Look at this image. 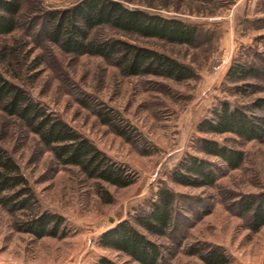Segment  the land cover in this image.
<instances>
[{
	"label": "rangeland",
	"instance_id": "374dc122",
	"mask_svg": "<svg viewBox=\"0 0 264 264\" xmlns=\"http://www.w3.org/2000/svg\"><path fill=\"white\" fill-rule=\"evenodd\" d=\"M75 1L23 0L17 26L0 35V74L123 165L134 182L115 186L57 163L36 135L0 108V146L19 165L33 191L32 211L64 218L62 234L37 238L13 225L26 217L25 212L0 204V264H96L102 256L116 264H137L99 243L101 234L122 220L160 246L161 264H204L190 251L214 247L227 255L226 264H264V226L251 230L248 213L239 208L241 201L264 194V140L245 141L230 133L198 129L223 101L244 107L255 97H264V73L245 80L227 76L236 62L264 71V0H121L129 7L197 25L193 45L107 25L92 31L93 37L146 46L189 65L194 76L180 81L127 75L102 57L65 53L48 41L44 29L49 14ZM99 113L127 136L103 123ZM201 138L241 149L242 164L229 169L206 155ZM186 155L212 163L216 176L212 186H184L171 180V171ZM161 187L174 193L173 225L164 235H154L135 217L148 211Z\"/></svg>",
	"mask_w": 264,
	"mask_h": 264
},
{
	"label": "trees",
	"instance_id": "16d2710c",
	"mask_svg": "<svg viewBox=\"0 0 264 264\" xmlns=\"http://www.w3.org/2000/svg\"><path fill=\"white\" fill-rule=\"evenodd\" d=\"M23 0H0V35L12 32ZM107 25L124 33L157 38L169 43L193 45L199 35L197 25L176 17L129 7L121 0H77L68 7L49 14L44 29L45 38L69 54H86L111 61L127 75H152L180 81L194 76V70L175 58L152 48L136 45L118 38H96L92 31ZM263 70L239 62L227 70L232 79L245 80L261 76ZM0 108L17 118L53 155L57 163L75 166L87 176L111 185L124 187L134 177L123 165L108 158L87 138L81 136L65 121L50 114L35 102L20 86L0 74ZM103 123L113 126L122 136L125 130L115 126L105 113H99ZM198 129L212 134L230 133L249 140H264V97H255L249 106L221 102L204 118ZM201 151L218 158L229 169L238 168L244 159L241 149L227 146L216 139L201 138ZM171 180L184 186H212L216 176L212 163L194 155L182 157L170 174ZM35 197L16 161L0 146V204L8 210H22L24 219L14 227L37 238L62 234L63 216L48 211L33 210ZM174 193L167 187L156 191L148 211L135 217L145 231L164 235L173 225ZM241 211L248 213V226L257 231L264 226V194L240 202ZM99 243L130 257L137 264H161L160 246L146 237L131 222L122 220L106 229ZM204 264H226L227 255L217 247L204 252L193 249ZM96 264H116L100 257Z\"/></svg>",
	"mask_w": 264,
	"mask_h": 264
}]
</instances>
